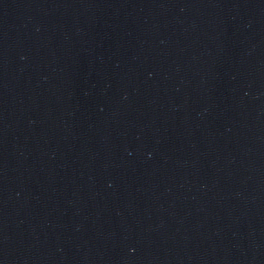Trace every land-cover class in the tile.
I'll list each match as a JSON object with an SVG mask.
<instances>
[{
    "label": "water",
    "instance_id": "1",
    "mask_svg": "<svg viewBox=\"0 0 264 264\" xmlns=\"http://www.w3.org/2000/svg\"><path fill=\"white\" fill-rule=\"evenodd\" d=\"M0 264H264V0H0Z\"/></svg>",
    "mask_w": 264,
    "mask_h": 264
}]
</instances>
